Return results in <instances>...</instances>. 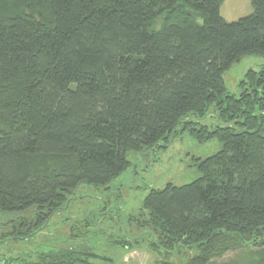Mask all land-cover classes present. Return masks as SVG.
Here are the masks:
<instances>
[{"label": "trees", "instance_id": "1", "mask_svg": "<svg viewBox=\"0 0 264 264\" xmlns=\"http://www.w3.org/2000/svg\"><path fill=\"white\" fill-rule=\"evenodd\" d=\"M224 1L0 0V221L11 238L43 231L82 185L109 192L129 153L187 132L218 152L194 161L191 183L151 189L127 223L179 264L264 249V68L247 71L237 94L223 80L245 56L264 57V0L232 23ZM210 109L225 126L190 121ZM89 258L65 247L4 264Z\"/></svg>", "mask_w": 264, "mask_h": 264}, {"label": "rangeland", "instance_id": "2", "mask_svg": "<svg viewBox=\"0 0 264 264\" xmlns=\"http://www.w3.org/2000/svg\"><path fill=\"white\" fill-rule=\"evenodd\" d=\"M252 13L250 0H225L220 7V16L227 23L236 22ZM262 68L264 57L245 56L223 75L227 90L237 94L238 83L244 74ZM190 121L208 128L225 126L213 109L202 119L192 117ZM219 148L216 140L199 144L184 132L177 135L164 150L148 151L141 155L129 153L127 159L131 166L112 182L109 192L88 185L78 187L71 208L60 212L32 239L11 238V228L3 226L0 221V238L5 235V240L0 242V263L34 260L38 254L46 253L49 249L67 247L97 257L89 258L88 264H179L181 256L152 251L146 231L128 224V218L139 212L151 189L159 190L166 184L183 186L194 181L199 177L194 161L216 154ZM122 238L132 245H118L116 240ZM136 238L137 244L132 241ZM258 252L264 255V249L251 250V247L229 251L213 260L212 264H256L250 253L256 255Z\"/></svg>", "mask_w": 264, "mask_h": 264}, {"label": "built area", "instance_id": "3", "mask_svg": "<svg viewBox=\"0 0 264 264\" xmlns=\"http://www.w3.org/2000/svg\"><path fill=\"white\" fill-rule=\"evenodd\" d=\"M0 264H4V263H0Z\"/></svg>", "mask_w": 264, "mask_h": 264}]
</instances>
